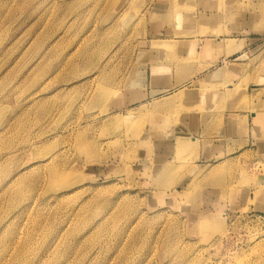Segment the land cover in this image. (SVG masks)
<instances>
[{
	"label": "rangeland",
	"instance_id": "obj_1",
	"mask_svg": "<svg viewBox=\"0 0 264 264\" xmlns=\"http://www.w3.org/2000/svg\"><path fill=\"white\" fill-rule=\"evenodd\" d=\"M221 34L264 123V0H0V264H264V125L203 162L179 132Z\"/></svg>",
	"mask_w": 264,
	"mask_h": 264
},
{
	"label": "crops",
	"instance_id": "obj_2",
	"mask_svg": "<svg viewBox=\"0 0 264 264\" xmlns=\"http://www.w3.org/2000/svg\"><path fill=\"white\" fill-rule=\"evenodd\" d=\"M185 17L182 13L183 20ZM196 40V36H190L182 41L179 55L183 59ZM229 40L225 34L205 36L200 40L202 47L190 52L196 55V67L182 61V70L197 72L194 75L191 73L189 80L186 74L182 75V84L176 90L182 97V129L179 132H182V140L189 137L198 144L200 162L214 160L228 147H236L240 142L249 140V135L245 133H250L253 122L256 126L259 123L264 125L260 121L261 116L255 115V112L235 108L239 100L231 83L235 82L234 71L239 64L224 61L229 56L226 50ZM206 142H211L212 146L204 148ZM240 151L241 148L237 147L233 153Z\"/></svg>",
	"mask_w": 264,
	"mask_h": 264
},
{
	"label": "bare ground",
	"instance_id": "obj_3",
	"mask_svg": "<svg viewBox=\"0 0 264 264\" xmlns=\"http://www.w3.org/2000/svg\"><path fill=\"white\" fill-rule=\"evenodd\" d=\"M159 45V44H158ZM163 46V45H162ZM160 123V122H159ZM164 171L166 170L165 168L163 169ZM164 171H162V172H164ZM161 173V172H160Z\"/></svg>",
	"mask_w": 264,
	"mask_h": 264
}]
</instances>
